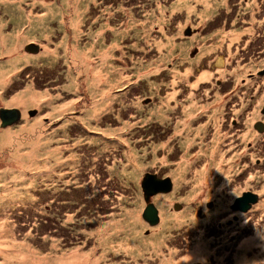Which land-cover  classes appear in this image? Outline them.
I'll list each match as a JSON object with an SVG mask.
<instances>
[{"label": "rangeland", "instance_id": "1", "mask_svg": "<svg viewBox=\"0 0 264 264\" xmlns=\"http://www.w3.org/2000/svg\"><path fill=\"white\" fill-rule=\"evenodd\" d=\"M212 2L0 0L1 31L11 43L0 49V110L21 112L20 117L13 116L19 118L13 124L4 125L0 119V131H18L40 120L43 142L47 139L51 147H63L57 153L65 157V163L46 176L52 159L42 163L40 169L45 171L35 175L33 182L17 179L23 199L1 200L0 220L11 229L15 243L43 257L91 249H97L98 255L101 248L95 247V231L112 221V249L103 263L190 264L194 254V259L204 261L208 250L216 252L217 246L208 247L207 242L219 237L211 231V238L203 235L207 219L197 223L195 247L186 244L179 254L174 239L188 233L196 211L217 192L230 190L232 199L252 185L259 186L253 167L239 165L238 148L264 137L261 128L254 126L255 120L264 122V38L252 35L264 32L259 28H264V3L259 10L249 8L246 15L236 6L226 30L207 36L214 29L206 27L208 21L215 15L224 18L228 12L225 0L216 11L210 7ZM252 17L255 26L248 22ZM240 32L248 35L239 38ZM210 37L215 39L209 41ZM189 38L195 43L186 48L181 41ZM250 41L255 53L242 51ZM225 45L233 47V53L224 54ZM204 47L206 52L201 51ZM74 50L88 63L83 64L80 55L75 59ZM192 54L197 55L195 61ZM91 67L97 71V89L111 87L108 100L102 102V96L86 86L84 70ZM243 67V75L237 77ZM217 81L224 82L222 89ZM43 92L41 104L8 103L15 95ZM225 95L254 96L256 112L248 110L245 119L239 118L234 98L224 109ZM161 101L167 106L159 108L164 105ZM90 102L107 107L84 120L83 107ZM212 115L217 117L215 124ZM123 121L130 122V127L121 138L104 133ZM243 124L250 129L246 140L242 138L248 130L242 131ZM70 153L75 155L74 162H67L72 160ZM6 154L0 150V171ZM40 154V160L47 157L42 149ZM16 158L10 157V164ZM253 158L252 165L263 158L262 150ZM237 175L239 182L248 177L245 187L221 184L223 178L233 182ZM8 181L0 177V187ZM165 181L164 187L155 188ZM175 205L181 207L174 210ZM149 206L158 216L153 225L144 218ZM262 228H254L253 233L259 235ZM234 232L230 235L240 241ZM262 241L256 237V244L250 246L260 256L244 251L243 264H264ZM228 244L230 249L232 243ZM223 256L219 251L217 262L212 257L214 263L221 264Z\"/></svg>", "mask_w": 264, "mask_h": 264}, {"label": "bare ground", "instance_id": "2", "mask_svg": "<svg viewBox=\"0 0 264 264\" xmlns=\"http://www.w3.org/2000/svg\"><path fill=\"white\" fill-rule=\"evenodd\" d=\"M221 2H218L217 0H213L212 4L210 7H213L214 10L216 9L224 2V0H220ZM160 13H163L162 8L159 9ZM160 21V20H158ZM78 23V22H77ZM77 24L75 23V26ZM214 28L211 32L217 33V35L223 33L225 31L224 27L218 26L216 23L213 25H210L209 28ZM140 29H144V26H141ZM262 29V28H261ZM210 36V35H209ZM7 35L3 34L1 31L0 27V49H4L7 46L11 45L8 41H6ZM215 38L210 37L209 41H213ZM181 43L186 46V48H189L195 43L194 38H189L187 40H182ZM17 47V46H16ZM207 48H201L202 52H206ZM227 51L231 54L233 53V49H231V46L227 47ZM199 53V50H197V54ZM205 54V53H204ZM73 57L76 59V55L81 54L74 50L73 51ZM193 61L197 59V55H191ZM81 61L83 64L88 63V58H82L81 56ZM220 62L223 63V60L220 58ZM256 63L257 66L259 65L260 62H253ZM93 64V63H92ZM91 65V64H90ZM251 65V64H250ZM253 66V65H251ZM245 67V66H244ZM240 69L237 73L236 76H242L243 75V70ZM188 70V69H187ZM86 78L88 79L87 87L95 91V94L99 93L102 96V102L105 100H108L109 95H110V90L105 91V90H100L97 89L100 87L98 84V80L96 78L97 71L94 70V68H86L84 70ZM84 77V76H83ZM198 81V78L196 79V82ZM2 82V78L0 77V83ZM114 83V82H113ZM113 86V85H112ZM193 90V89H192ZM191 90V91H192ZM44 92L43 93H30L28 96L25 95H15L13 96L8 103L10 104H17L21 105L23 107H26L30 104H41L43 103L44 99ZM162 102V101H161ZM243 102L242 96H238L234 98V103H236L237 108L240 112V105ZM164 105H161L159 108H164L166 105L165 102H162ZM106 105L103 106L101 103L100 105H95L93 102H90V106L83 107L85 110V117L84 120H88L90 117H94V113L97 110H102L104 109ZM107 107V106H106ZM183 108L188 107L184 106ZM91 111V114L89 112ZM158 111V110H157ZM255 111L252 112L254 114ZM213 119V124L216 123L217 117L215 115L211 116ZM40 120H36L33 124L26 125L22 129L18 131L14 130H5V131H0V150H3L5 155L6 161L3 159L1 160V163L4 165V167L0 171V177L2 179L8 178L9 181L4 183L0 187V203L1 200L6 198L9 202L16 200L17 198L23 199L20 197V193L18 192V188H16L17 185V179H22L26 180V178L33 182L35 181V175L41 174L45 170H41L42 163L43 165H46L47 161H51L50 166L46 167L47 172H44L43 176H46L48 173H52L57 165H63L65 162V157L62 158V154L58 156L57 151L62 148L59 146L51 147V145L48 143V140L43 142L44 138L41 136V127H40ZM130 127V122L123 121L118 128H107L104 130V133L112 136H117L118 138H121L123 136V130L127 129ZM244 132H246V127L244 124L242 125ZM248 133H244L243 140H246L249 138L250 135V129H247ZM204 137L201 139L203 140ZM208 140V137L205 139V141ZM260 139L256 138L255 142H251L253 144V147H255L257 144L260 143ZM109 143H107L108 145ZM106 145V146H107ZM246 146V145H245ZM53 148V149H50ZM44 150V153L47 155L46 158H41L43 160L38 159L39 156L41 157L42 155L40 154V150ZM23 151V152H22ZM204 151H200L199 154L203 155ZM212 155L215 154L214 152L211 153ZM257 155V150L252 149L249 158L252 160L254 159ZM10 157H17L16 161L14 164H10L9 158ZM69 157L72 158V160H68L67 162H74L75 155L73 153L69 154ZM66 162V163H67ZM241 162V156L238 154V163L240 165ZM231 166V165H228ZM247 166V165H245ZM248 167V166H247ZM255 167L254 171L257 174V179L261 180V186L259 187V191L261 193H264V175L261 176L259 173L261 171L256 170ZM31 169H35L38 172L36 173H30ZM136 169V168H135ZM225 173H229V170H225ZM206 175H204L202 178H204ZM238 176V175H237ZM236 176V178H237ZM236 178L234 180H236ZM233 180V181H234ZM7 183H12L11 185H7ZM231 182H229L228 179L223 178L221 181V184H227L226 187L230 185ZM248 183V178L245 181V183L237 186L239 188L245 187L246 184ZM227 190V189H226ZM223 191V190H222ZM230 193L228 195H224L225 197H220L217 193H220L221 191L217 192L215 196H218V199L225 198L224 200H219L216 201L215 207L217 208L218 204H225L230 201L232 192L228 190ZM4 209V206L2 205L0 207V210L2 211ZM174 210H176L173 207ZM219 209V208H218ZM256 209H254L251 213H255ZM174 217H177L176 215H173ZM194 220V217H193ZM264 228H262L261 232L259 235L256 233H253L252 236L246 237L245 241L242 243V247L237 246L236 249L230 250L231 253L234 252V257H239L238 261L234 264H243V259H244V251H249L253 255L255 252V248H252L250 250L251 244H256L255 239L256 237H259V239L263 238L262 241V246L260 249L264 250ZM96 246H99L101 248L100 254L97 255V249L96 250H89V251H79V250H73L70 253H63L61 255L57 256H39L35 253L34 250H32L30 247H26L23 245H20L18 243H15L14 240L11 238V229L8 227V225L5 223V221L0 220V264H112L111 263H103L102 258L107 256V253L110 249H112V221L106 224H103L99 226L96 231ZM7 243H6V242ZM5 242L6 244L4 245ZM227 247H230V244L225 243ZM204 255V253H203ZM255 256H260V253L257 252L254 254ZM219 256V255H218ZM221 257V256H219ZM248 264V263H246ZM254 264V263H253Z\"/></svg>", "mask_w": 264, "mask_h": 264}, {"label": "flooded vegetation", "instance_id": "3", "mask_svg": "<svg viewBox=\"0 0 264 264\" xmlns=\"http://www.w3.org/2000/svg\"><path fill=\"white\" fill-rule=\"evenodd\" d=\"M225 2H226L225 7L228 8V12H226V16L224 18L220 15L213 16V18L208 21V24L206 27H209L210 25H213L216 23L218 26H222L226 30V26L234 20L233 12H234V8L236 6L237 7L239 6V8L242 10V13L244 15H246L248 13V11H250L249 8H251V7H253V11H254V7H258V10H259L263 6L264 0H255V2H249L248 0H237V3H235L234 0H225ZM194 21H196V19ZM248 22H253L254 23L253 26L256 25L253 17L251 19H249ZM259 28H262V30H264L263 27H259ZM240 29H241V27H240ZM211 33L212 32H210L207 36H209ZM240 33H241L240 35H242V36L239 35V38H242L243 35H245V34L248 35L245 32H240ZM252 35L254 38L257 37L258 35H260L264 38V32L263 31H260V33H257V34L253 33ZM251 43H252V41H250L248 43L247 47L245 46L242 51H245L246 49H248L249 51H246L245 53H249L251 51L253 53H255L254 46L252 48H249V45ZM227 47H228L227 45L224 46V51H225L224 54H227ZM231 49H233V47H231ZM196 52H197V50H196ZM246 58H248V56H245V58H242V60H244ZM232 59H233V57L231 58V60ZM250 62H253V60ZM224 65L227 66L228 62ZM223 85H224L223 81H217V83H216V86L219 89H222ZM224 98H225L224 109H229V106H227V104L234 97L225 95ZM242 98H243V102L240 105L239 118L243 117V119H245V117L248 116V114H246V115H243V114H245L248 110L251 111L249 114H252L253 111L256 112V102L257 101L254 100V98H255L254 96H244L243 95ZM261 113L264 114V107L261 109ZM232 121L237 122L235 119H233ZM254 126L261 128V130L263 131V134H264V122L263 121L255 120ZM242 131H244V130L242 129ZM234 141L238 142L237 140H234ZM263 141H264V137L261 139L260 143H263ZM260 143L257 144L255 147H253V144L250 142H248L245 147L242 144H240V147L238 148V154H240V156H241L240 165H242V166L247 165L248 167H253V170L255 167H259V168H256V170L264 172V144L258 148ZM249 145H250V147H249ZM240 148H244V151L240 152ZM252 149L257 150L256 156H258V154L260 153V149L262 150V154H263V158L262 159L257 158L254 162V165H252L253 159L251 160L249 158V154H250ZM242 171H244V170H242ZM239 175L237 176L236 180H234L233 182L230 183V185L232 183L239 184V185L245 183V181L247 180L248 177H246L245 180H242L241 182H239L238 181ZM260 175L263 176L264 174L260 173ZM255 179L258 181L257 182V185H259L258 187H256V185H252L251 186L252 189L249 188L246 190H242L239 195L232 198L227 203V205L225 207H223L222 209H218L215 207V204H216L215 199H218L219 198L218 196H214V198L212 200L207 201L203 207H200L196 211L195 216H194V220L192 223H190V228L188 230V233L184 234V235L179 234L178 236H176V238L174 240H176V242L178 244L179 254L182 253V249H181L182 246L185 247L186 244H190L191 246L195 247L197 245V241H198L197 236L199 233V228H198L197 223H200L201 221H203L205 219L208 220V223H207V226L204 228V234L203 235H206L208 238H211L210 234H209V231H211L212 236L216 235L219 237L218 241L213 240L209 244L207 242L208 247L217 246V250L214 254L212 253L211 250H208L207 251L208 254L205 257L204 261H199V260L194 259L195 258V254H194L193 255L194 258L191 259L192 261L190 262V264H215L214 259L216 262L218 261L216 259V257H217V253H219V251L224 253V256L221 260V264H234L238 261L239 257L238 256L234 257V252L231 253L230 250L236 249L237 246L240 244L241 240L243 238H245V236L246 237L252 236L254 228L259 227V226L264 228V193H261L259 191V187L261 186V180L257 179V177ZM255 179H253V180H255ZM252 181H251V183H252ZM230 185L228 187H230ZM247 192H250L251 195H253L256 198V201L255 202L249 201L247 203V205H246L247 207L245 209L234 208L233 206H234L235 200L237 198L242 197L244 195V193H247ZM229 193L230 192L228 190H223L217 194L220 197H225L224 195H228ZM179 207H181V206H178V208ZM226 207H227V209L223 210ZM254 209H256L255 213H251ZM215 211H219V213L217 215H214ZM235 230H237V232H234L233 234L234 235L238 234L239 238H241L240 241L233 239V236L230 235V233H232ZM228 235H229L228 238H223V236H228ZM184 236H189L190 240L184 239ZM263 236H264V233H263ZM225 243H232L231 248L228 249L229 247H227L225 245ZM219 247H223L222 250H219L220 249ZM193 252H195V250Z\"/></svg>", "mask_w": 264, "mask_h": 264}, {"label": "water", "instance_id": "4", "mask_svg": "<svg viewBox=\"0 0 264 264\" xmlns=\"http://www.w3.org/2000/svg\"><path fill=\"white\" fill-rule=\"evenodd\" d=\"M30 115H33L34 112H30ZM13 116H21V114L19 113L18 109L13 108L12 110H6V109H2L0 110V119L2 121V123L4 125L7 124H13L15 121H17V118H13ZM167 184V182H162V183H157L155 184V188L160 189V187H164V185ZM251 201V202H255L256 198L251 195L250 192L244 193V195L240 198H237L234 202V208H241V209H245L247 206V203ZM174 208L177 210L178 209V205H175ZM144 218L151 224H156L158 221V216H156V209L153 206H149L145 209L144 211Z\"/></svg>", "mask_w": 264, "mask_h": 264}]
</instances>
